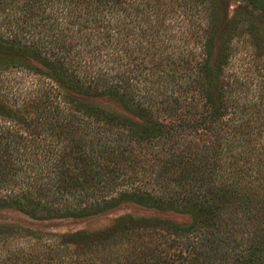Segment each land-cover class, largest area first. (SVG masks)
Masks as SVG:
<instances>
[{"label":"trees","instance_id":"trees-1","mask_svg":"<svg viewBox=\"0 0 264 264\" xmlns=\"http://www.w3.org/2000/svg\"><path fill=\"white\" fill-rule=\"evenodd\" d=\"M239 1L246 14L222 0H0V208L151 212L61 233L0 223V264H264V99L222 78L230 49L216 43L264 14ZM183 14L204 16L198 47L172 30ZM13 68L32 81L3 76Z\"/></svg>","mask_w":264,"mask_h":264},{"label":"rangeland","instance_id":"rangeland-1","mask_svg":"<svg viewBox=\"0 0 264 264\" xmlns=\"http://www.w3.org/2000/svg\"><path fill=\"white\" fill-rule=\"evenodd\" d=\"M225 12L231 14L233 9L239 6L244 13V6L249 8L243 1L222 0ZM222 12V10H221ZM245 16V15H244ZM255 20L258 27L256 30V38H254L247 30V21L250 18ZM244 23L240 25L238 33L228 35L225 42L216 41V43H228L229 54L225 58L223 65V79H237L243 83L242 90L245 91L246 99H264V47L259 57L252 58L250 55L249 45L251 43H261L264 45V14L253 11L251 15L241 18ZM172 20V19H171ZM246 24V25H244ZM173 31H177L179 38L183 39L181 46L185 49L189 47H198L202 43V30L205 26L204 16L200 14L176 15L173 21ZM184 31L181 33L180 31ZM7 79H13L20 82V85H28L32 80L30 74L21 69H10L3 74ZM236 89V88H235ZM237 90V89H236ZM99 105L121 112L118 104L109 98L99 97L94 99ZM264 102V101H263ZM121 213H130L133 215L151 213L132 203H121L115 209L97 216L70 219V218H51V219H33L13 208H0V223L12 224L20 227L30 228L33 230H42L49 232H72L75 230H95L109 225L112 219ZM158 215L170 218L178 223H186L189 217L185 214L165 211Z\"/></svg>","mask_w":264,"mask_h":264}]
</instances>
